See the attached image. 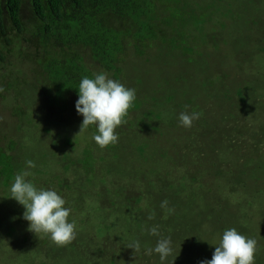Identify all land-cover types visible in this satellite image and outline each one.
Segmentation results:
<instances>
[{
  "label": "rangeland",
  "instance_id": "1",
  "mask_svg": "<svg viewBox=\"0 0 264 264\" xmlns=\"http://www.w3.org/2000/svg\"><path fill=\"white\" fill-rule=\"evenodd\" d=\"M253 1L259 7L250 0H159L175 7L191 4V21L201 28L187 31V40L180 42L178 49H148L146 56L151 60L133 56L126 65L132 81L125 85L144 95L145 103L134 123L129 124L130 117H124L121 127L132 125L128 132L122 134L120 126L116 129L122 139L120 151L114 153L121 156L115 171L129 163L130 157L145 167L139 177L124 170L129 176L126 182L136 187L130 206L124 205L121 197L113 211L105 212L101 202L115 201L117 189L102 181L114 175L105 162L102 165L98 161L95 179L85 186L80 183V194L65 190L63 196L67 204L75 197L83 201L79 211L86 216L77 214L75 239L57 245L45 233L27 228L29 222L24 219L21 226L17 223L14 235L0 234L1 264H24L16 254L23 243L31 251L42 249L46 257L48 248H54L48 264H76L78 256L88 264H173L175 258L174 264H199L212 258L214 245L226 229L233 227L256 239L255 264H264V6H260L264 0ZM22 17L29 23L33 13L25 8ZM36 28L35 23L31 24L29 32ZM17 34L14 30L8 33L14 42L9 50L2 49L5 60L0 59V138H4L0 144L8 148L13 139L18 152L43 162L39 169L32 168L33 174L28 177L38 186L42 180H49L50 173L67 156L64 152L76 158L84 157L85 150L92 157L108 150L92 138L94 126L80 132L83 117L76 111L78 97L74 94L68 95L69 107L59 112L60 126L52 127L51 132L43 130L49 119H55V108H46L47 99L45 102V95H41L46 73L30 51L37 37L27 33L26 37L32 39L29 42L25 35ZM0 42L4 43L2 39ZM19 108L26 111L23 116ZM182 111L198 112L199 119L191 127H184L178 120ZM65 130L68 132L63 133ZM66 138L71 139V145ZM61 167L72 165L62 163L59 172ZM167 167L171 173L166 177V188L146 183L148 174L139 182L142 172L153 170L150 179H156L155 173ZM184 174L187 181L182 178ZM65 176L75 181L71 170ZM96 183L105 186L101 202ZM145 187L153 191L150 198L143 194ZM0 188L1 203L5 198L13 199L11 187H4L1 181ZM160 200H166L167 205L162 207ZM94 201L96 206H92ZM22 210L16 200L0 204V214L7 216L3 217L4 229ZM110 224H115L112 229ZM154 225L159 226V236L150 233ZM4 229L0 230L7 231ZM22 232L30 233L27 242L22 241ZM168 237L174 252L166 261L162 262L156 253L145 254V248L155 247L158 239ZM133 240L141 241L140 251L128 248ZM18 253L26 256L23 251ZM3 254L9 256L8 260Z\"/></svg>",
  "mask_w": 264,
  "mask_h": 264
},
{
  "label": "trees",
  "instance_id": "2",
  "mask_svg": "<svg viewBox=\"0 0 264 264\" xmlns=\"http://www.w3.org/2000/svg\"><path fill=\"white\" fill-rule=\"evenodd\" d=\"M250 1L253 5L259 7L253 0ZM260 6L263 7L264 4ZM25 8H29L33 13V19L29 23H26L22 17ZM193 12L194 8L191 7V4L175 7L161 4L159 0H0V39L4 41V43L0 42V59L5 60L2 49L9 50V45L12 44L13 39L8 36L11 30L18 32L17 36L25 35L24 38L29 39V42L32 39L26 37L27 33L37 37V40L32 42L30 51L36 60H39L43 74L46 73V82L42 86L41 95H45V102L47 99L48 105L46 108L51 110L55 108L53 111L55 119H49L46 122V130L45 127H43V130L51 132L52 127L60 126L59 112L69 107L67 104L68 95L74 94L78 97V85L84 76L92 77L94 73L104 72L109 77L120 80L124 85L132 81L126 72V65L133 56L151 60L146 56L148 49L160 48L164 50L170 48L173 50L174 47L178 49L180 42H186L187 31L196 32L201 28L200 24L192 23ZM33 23L37 25V28L32 33L29 32V29ZM40 48H42L41 51H39ZM86 54L93 60L92 63H88ZM129 88L133 87L130 86ZM136 94L137 98L125 117H130L129 124L134 123L139 110L143 109V105H145L144 95L139 91H136ZM149 100L147 98V104ZM41 106L39 105L38 108ZM18 113L23 116L26 111L23 112L20 109ZM127 126V128H123L124 125L123 127L120 126L123 131L122 134L128 132L132 125ZM67 132L65 130L63 133ZM121 139L119 136L117 143L106 147L108 151L103 150L102 155L98 153L94 157L88 150L84 151V157L76 158L69 157L68 153L64 152L67 156H63L62 163L70 162L72 167H61L62 172H59L57 169L62 164L59 163L54 170L55 172L50 173L49 180L45 179L46 183H43L42 180L38 187L53 188L63 196L66 194L65 190L68 192L72 190L75 194H80L83 190L81 184L85 186L86 182L93 181L96 177L94 173L99 172L98 161L102 165L105 162L109 170L113 172L114 178L102 179V181H106L107 185L113 190L117 189L115 201L107 199L101 202L100 197L103 195L105 186L103 183H96V190L101 192L99 200L103 204L105 212L113 211L115 204L118 203L121 197L125 201L124 205L130 206L131 197L136 193V187L132 185L133 182H126L129 176L125 175L124 170H131L132 175L137 176L145 167L135 163L134 157H130L129 163L125 162L118 171H115V166L121 161V156L114 155V153L120 151ZM1 140H4V138ZM65 140L71 145L70 138ZM16 145L17 142L13 139L10 140L8 148L6 145L0 144V182L2 181L4 187H11L12 180L19 172L18 169H21L20 172L25 170L26 161L29 160L27 156L22 154L23 151L18 152ZM156 159L158 158L155 157ZM35 163V169L37 170L43 162L35 161ZM158 164L159 162L156 167H158ZM171 168H173V165ZM28 170L33 174V170ZM68 170L74 172V177L76 176L74 182L69 181V178L65 176ZM170 171V167H167L162 172L154 175L164 185H159L155 178L150 179L153 170L147 171V173L142 172V178L139 182H142L145 174H148L146 183L156 184L157 189L166 188L168 186L166 177L171 173ZM82 174H84V177H81ZM92 174L94 175L90 178L89 176ZM185 176L186 174L182 178L187 181L189 178ZM53 177L54 180H52ZM50 180L52 181L49 182ZM115 180L124 181V184L120 185ZM47 183H51L52 186H47ZM142 191L148 198L153 194V191L148 187H145ZM145 195H142V197H145ZM164 197L167 198V195ZM138 199L140 200V198ZM80 201V197H75L70 199L66 205L72 209L70 219L76 218V220L74 219L76 224L79 219L77 214L81 217L86 216V214L79 211V207L83 206V201ZM2 202H0L1 205L7 202H15V199L7 200L5 198ZM159 204H162L161 200ZM96 205L97 202L94 201L92 206ZM25 210L23 206V210L17 213L19 215L16 216V221L8 224L5 229L2 222L3 217L7 216L0 214V229L7 230H0V234L14 235L17 233V223L21 226L24 222L23 214ZM74 211L77 213H74ZM114 222L116 224V218ZM115 224H110L109 229H112ZM26 227L29 228V226ZM23 232L22 241L27 242L30 233ZM45 236L50 240V235L45 234ZM23 244L18 251H23L26 256H22L18 251L16 254L20 259L22 258L24 264H48L51 261L54 248L47 247L48 256L46 257V253L42 254V249L35 247L31 251L25 243ZM78 257L80 260L76 264H88L84 257ZM3 258L8 260L9 256L3 254ZM35 259L39 261H35ZM2 261V255H0V264Z\"/></svg>",
  "mask_w": 264,
  "mask_h": 264
},
{
  "label": "clouds",
  "instance_id": "3",
  "mask_svg": "<svg viewBox=\"0 0 264 264\" xmlns=\"http://www.w3.org/2000/svg\"><path fill=\"white\" fill-rule=\"evenodd\" d=\"M77 90L75 108L78 115L83 117L80 132L94 126L96 131L92 138L100 147L117 143L119 133L116 129L125 123L124 117L137 98L136 89L101 72L94 73L92 77L84 76ZM199 116L198 112L182 111L178 120L182 126L191 127ZM35 167L36 163L29 159L26 161V169L15 175L10 188L11 198L25 207L23 219L29 222L31 231L43 232L50 235L57 245H66L76 237L77 224L74 219H70L72 209L66 206V199L57 190L38 187L28 179L32 175L28 169ZM166 205L165 200L161 206ZM150 233L159 236V226L151 227ZM214 246L212 258L204 259L199 264H255L257 241L238 228L226 229L219 243ZM128 248L140 251L141 241L133 240ZM144 251L147 255L156 253L162 262L166 261L174 252L173 241L170 237L160 238L155 247L145 248Z\"/></svg>",
  "mask_w": 264,
  "mask_h": 264
}]
</instances>
